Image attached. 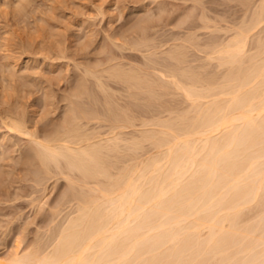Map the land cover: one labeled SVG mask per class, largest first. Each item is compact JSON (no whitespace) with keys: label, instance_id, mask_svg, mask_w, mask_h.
I'll use <instances>...</instances> for the list:
<instances>
[{"label":"bare ground","instance_id":"6f19581e","mask_svg":"<svg viewBox=\"0 0 264 264\" xmlns=\"http://www.w3.org/2000/svg\"><path fill=\"white\" fill-rule=\"evenodd\" d=\"M145 3L125 30L105 33L96 59L73 62L60 96L51 85L69 69L57 60L72 56L57 43L38 106L1 114L0 188L11 159L12 170L28 166L34 190L52 178L63 189L46 237L22 252L15 243L0 264H264V0ZM83 34L75 54L92 43ZM9 51L0 103H14V77L24 87L30 75Z\"/></svg>","mask_w":264,"mask_h":264},{"label":"rangeland","instance_id":"374dc122","mask_svg":"<svg viewBox=\"0 0 264 264\" xmlns=\"http://www.w3.org/2000/svg\"><path fill=\"white\" fill-rule=\"evenodd\" d=\"M15 1L16 0H0V44L4 42V40L2 39L3 35L7 37L9 36L10 40L7 41L6 40L7 37H5L4 39L6 43L7 42L10 43V45L9 44L7 45L8 49L9 50L11 49L13 55H15V57L18 58V59L16 58L17 59L16 68L18 69L20 67L22 69V71L20 69V72L22 73L24 72V74H28L30 72L29 73L30 75L28 78L27 76H25L26 85L24 83L25 85L24 87H22L23 85L22 80L19 77L17 78L14 77L13 82H16L15 86L13 85V87L16 88V89L14 88L15 92L12 91L11 89L9 90H11L10 92L14 93L13 96L10 95L12 100L13 101L16 100V101L13 103L9 99L10 97L9 96L8 97L9 101L7 100V102L0 103V116L2 113H4L3 111H6V109L8 110L12 106L11 104H16L17 106L16 108H18L19 110L31 109L30 104L32 105V107L38 106V99L42 93V88L40 86L42 83H44L42 84V87L43 85L47 84L46 77L44 76L45 74L46 75L49 74V67L47 66H49L51 62L55 61L54 63H56L57 61H61L62 62L61 66L63 68L68 67L69 69L68 72L70 74L67 72V76H64V72L66 71L62 70L63 77L66 79L61 77V80L53 81V84L51 85V87L56 92L57 96H60L62 93H64L67 90V86L69 83L67 82V77H69L68 79L70 80L72 79L74 75L73 73L77 72L76 71L77 68L75 67L76 63L74 64L73 62L76 60L75 62H80L82 65V63H86L88 61H93L94 59H96L97 54L98 56L100 54L98 53V51L100 50V46L105 41V36H104L105 33L106 32L112 33L114 31L125 30V28H127L133 21H135V19H137L140 15L144 13L145 10L143 6H141L142 3L146 2L145 4H149V0H143V1L140 0L141 2L139 0H30L31 2L29 1L27 3L28 5L27 4L24 5L26 3L25 0H24L25 2H20V0H17V6H16L14 5V3L16 4ZM18 2H19V5L20 3H22L25 6V15L26 14L30 15V17L26 15L30 18V20L24 14L22 15L24 17L23 18L21 17V15H19L20 14L19 12L15 13L16 11L15 7L18 8L19 6ZM109 3H111L112 6ZM99 4H101V6ZM152 5L153 7L156 5L155 1L154 3H150V5L148 6L152 7ZM99 6H100V9H99ZM105 6L107 8L110 7L111 11L115 10V12L113 13L116 16L121 14L120 16L117 17L118 18L117 20L115 19L116 18L115 15L113 16L114 18L112 17L113 20H112V23L110 24L112 27H110L109 23L107 22V20L109 21L110 17H109V13L106 12L107 9ZM51 7L53 8L51 9ZM100 10L105 12L104 13L105 15L101 13ZM97 11L98 12L100 11V12L98 13ZM118 12L119 13L121 12V13L118 14ZM100 13L103 14L104 16L101 15ZM14 15H17V16L15 17ZM41 17H44V22L46 21L45 23L43 22V19ZM33 19L36 20V21L35 20L33 21L34 24L38 22V25L35 24L37 27L35 25L34 26L36 28H39L40 30L39 29H37V31L36 29L31 30L33 29L32 28L33 23L32 22L30 23L28 21H32ZM83 19L84 21L85 19H89V21L86 20L84 22ZM21 21H24V23H22ZM47 23L48 24L50 23L51 25H48ZM78 24L80 25V27ZM168 25H171V24H168ZM168 25H165L164 28L168 29L171 27V26L168 27ZM41 26L46 27V28L41 29ZM52 26L53 28L56 29L55 30L56 32L54 31L53 33H51L54 30L51 28ZM47 29L49 30L52 29V31L50 30L51 31L50 32ZM91 29L93 30L91 31ZM57 30L59 32L58 34H57ZM48 32H50L51 34H49ZM83 32L84 33L88 32V35H90V37L92 38L91 40L92 43L90 42L92 45L89 44L90 46H88L89 47V49L87 48L88 50L80 51L79 53L75 54L72 52L73 49L71 48L70 45H72L71 43H74L73 40L75 39V37L81 36V38H83V35H84ZM52 34H55V35L51 36ZM59 35L62 36L63 38L62 37L60 38ZM27 37H29L30 39L28 40ZM41 38H43L42 40L44 41L42 43V45H44L43 47L41 45V41H42ZM65 38L66 40H64ZM31 39H32V45H29V43L31 42L30 41ZM34 39L39 40V42ZM33 40L36 42H34ZM57 40H60V41L63 40L64 44H63V41L60 42ZM55 41L57 42L55 43ZM57 43L58 44L60 43L59 47L60 45L64 46L65 44H66L65 47L68 46L69 48L68 50L64 48L65 49L64 54L66 55L65 57L72 56L70 58L71 60L73 59L72 61L71 60L68 61V58L64 59L63 57H62L63 59L60 58L59 60H57L58 58L56 59V57H54L55 60L54 58L52 60L51 56H54L55 52L57 56L60 53L57 51L58 48L54 47ZM46 44L50 49L45 48ZM49 45H51L54 49ZM9 46L11 48H9ZM7 47H4V48L6 49ZM33 47H35L36 49ZM5 49H3L4 52H2L1 50L0 52L3 54L7 53L8 49H6L7 51ZM46 49H48L47 54L45 53ZM53 50L54 51L56 50V51L53 52ZM11 51L9 52L11 53ZM49 52L51 54H49ZM126 52H128V50H126ZM3 54H0V57ZM45 55L48 57H46ZM48 58L49 59L51 58V61H48L49 60ZM32 60L33 62L36 61L37 63L35 62L36 64H34ZM25 61H27L28 63ZM29 61L31 62V64L29 63ZM47 62H49V64ZM38 63H39L38 65L39 67L37 66ZM24 64H25V67H24ZM32 64H34V66ZM35 67L39 68V69H36L38 70V72L36 71V75L32 74V70L25 71V68L35 69ZM31 74L35 76L36 79L35 77H33L34 79L31 78L32 77ZM37 79H40L41 81ZM5 81H7V83L9 82L7 79H5ZM17 82L20 83V85L17 84ZM30 83H31V86L29 85ZM35 84L36 86H34ZM8 102L9 104L10 103L11 104L9 105ZM17 103H19V105ZM62 104H63V101L62 102L59 101L54 105L55 106L54 114L60 113L59 111H61ZM12 107H15V106H12ZM29 114L31 115L32 113L29 112ZM1 120L2 119L0 117V137L1 135H3V133L4 134L7 133L6 135H8V132L6 131L7 129L2 124ZM38 125H41V122H38ZM3 161L5 163V168L10 170V173L8 176H6L3 186H1L0 188V254H4L9 250H13L15 248V245H17L15 243H18L17 251L22 252L24 249L30 247V245L34 243V241H36L38 238L44 239L46 237V234H47L46 229L48 228L49 225L55 223L56 220L58 219V218H55L54 220L50 221L49 207L55 204L54 202L57 200L60 194V191L63 189V179L58 178V180L55 182L52 178V179H49L45 183L46 187L44 190H42L43 188L40 190H34V183L29 176L30 173L28 172L29 168L27 165L20 163L12 170L10 166V163L12 162V160L5 159Z\"/></svg>","mask_w":264,"mask_h":264}]
</instances>
